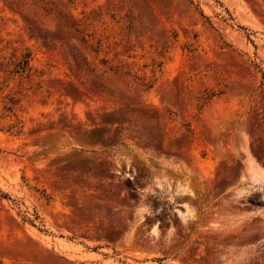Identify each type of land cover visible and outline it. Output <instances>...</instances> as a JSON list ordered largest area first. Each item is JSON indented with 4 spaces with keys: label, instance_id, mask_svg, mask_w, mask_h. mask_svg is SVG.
<instances>
[{
    "label": "rangeland",
    "instance_id": "obj_1",
    "mask_svg": "<svg viewBox=\"0 0 264 264\" xmlns=\"http://www.w3.org/2000/svg\"><path fill=\"white\" fill-rule=\"evenodd\" d=\"M0 264H264V0H0Z\"/></svg>",
    "mask_w": 264,
    "mask_h": 264
}]
</instances>
